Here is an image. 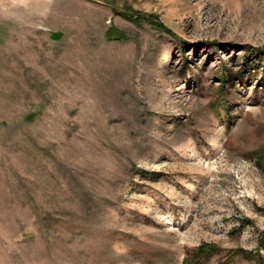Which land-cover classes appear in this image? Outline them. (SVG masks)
<instances>
[{"label": "rangeland", "instance_id": "374dc122", "mask_svg": "<svg viewBox=\"0 0 264 264\" xmlns=\"http://www.w3.org/2000/svg\"><path fill=\"white\" fill-rule=\"evenodd\" d=\"M263 50L264 0H0V264H264Z\"/></svg>", "mask_w": 264, "mask_h": 264}, {"label": "trees", "instance_id": "16d2710c", "mask_svg": "<svg viewBox=\"0 0 264 264\" xmlns=\"http://www.w3.org/2000/svg\"><path fill=\"white\" fill-rule=\"evenodd\" d=\"M130 19H133V17L132 18H130ZM261 53H262V55H264V50L263 51H261ZM258 69H260V67H254V70L256 71V70H258ZM228 72V71H227ZM226 79V78H225ZM224 78H223V80H225ZM260 152H264V150L262 149ZM263 159H264V156H263ZM215 252H216V248L213 246V245H210V244H204V245H202V246H200L199 248H198V255H200L199 256V258L200 259H206L207 258V256H209V255H214L215 254ZM244 255H247V256H249V257H251L252 256V254L250 253V252H247V251H243L242 252Z\"/></svg>", "mask_w": 264, "mask_h": 264}]
</instances>
